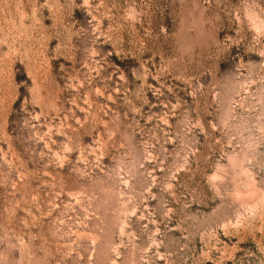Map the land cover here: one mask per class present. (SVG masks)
Here are the masks:
<instances>
[{
	"label": "rangeland",
	"instance_id": "374dc122",
	"mask_svg": "<svg viewBox=\"0 0 264 264\" xmlns=\"http://www.w3.org/2000/svg\"><path fill=\"white\" fill-rule=\"evenodd\" d=\"M264 0H0V264H264Z\"/></svg>",
	"mask_w": 264,
	"mask_h": 264
},
{
	"label": "snow or ice",
	"instance_id": "6c2138e0",
	"mask_svg": "<svg viewBox=\"0 0 264 264\" xmlns=\"http://www.w3.org/2000/svg\"><path fill=\"white\" fill-rule=\"evenodd\" d=\"M260 31H261V33H264V25H261Z\"/></svg>",
	"mask_w": 264,
	"mask_h": 264
}]
</instances>
